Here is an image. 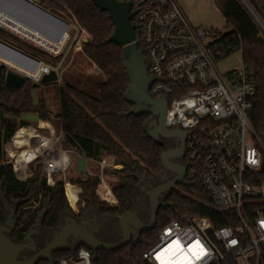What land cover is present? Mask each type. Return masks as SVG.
<instances>
[{"label":"built area","instance_id":"obj_1","mask_svg":"<svg viewBox=\"0 0 264 264\" xmlns=\"http://www.w3.org/2000/svg\"><path fill=\"white\" fill-rule=\"evenodd\" d=\"M132 3L136 40L145 48L148 73L153 79L149 91L154 97L168 99L167 127L180 128L187 135L186 182L205 186L211 206L219 212L233 211L238 219L236 224L220 227L205 217L187 222L171 219L160 228L156 242L143 257L150 264H261L264 141L251 122L258 87L255 73L245 63L241 48L233 51L210 26H194L178 0ZM32 9L46 12L50 20L39 18L30 12ZM0 27L51 55L64 52L72 38L81 46L89 39L74 18L44 8L40 0H0ZM60 32L66 43L56 53L35 41L39 34L53 40ZM236 52L240 53L239 66L222 71L219 63ZM47 65L43 74L53 70ZM26 136V152H20L11 137L12 150L8 153L15 180L27 184L32 176L23 183L15 177L17 167L24 164L29 170V164L41 158L48 184L55 174H62L66 181L72 159L71 151L62 147V129ZM43 138L48 141L38 151ZM86 160L99 166L100 186L106 188L108 200L115 204L117 198L105 169L121 166L105 158ZM59 264H93L92 250L80 246L75 254L62 257Z\"/></svg>","mask_w":264,"mask_h":264},{"label":"trees","instance_id":"obj_2","mask_svg":"<svg viewBox=\"0 0 264 264\" xmlns=\"http://www.w3.org/2000/svg\"><path fill=\"white\" fill-rule=\"evenodd\" d=\"M214 1L230 27L227 33H217L233 51L242 49L245 63L254 71L257 78L258 87L253 99L251 122L264 141V28L242 0ZM247 1L264 24V0ZM40 4L44 8L68 14L87 31L89 39L83 45V53L102 74V79L96 87V94L71 83L61 87L62 110L59 116L64 146L77 149L89 159L110 156L113 163L120 165L121 168L105 169V175H112L117 180L113 186L117 202L113 205L101 199L97 193L101 183L99 167L96 173L88 176L78 172L76 176L66 177L67 182L81 188L79 197L84 207L80 213H77L68 201L65 179L55 174L53 182L48 184L41 158L30 163L29 170H16L15 177L23 183L32 176L27 184L17 182L14 178V167L9 162L8 149L12 146L11 137L15 135L17 128L27 124L22 119L24 114L36 113L40 120L50 121L53 112L45 99L35 102L33 90L39 84L26 79L21 87H15L7 83L8 68L1 65L0 223L4 219V203L1 197L4 195L10 205L16 203L18 206L19 220L12 237L19 242L25 239L27 233L39 221L47 228L58 227L66 212L82 215L94 207L100 214L120 217L131 211L141 198L139 189L141 178L155 177L162 171V155L165 152V147L147 133L146 123L152 114H134L135 104L125 97L131 81L123 46L109 40L115 30L110 13L103 11L94 0H40ZM4 36L6 37L0 41L42 61L39 53H34L26 47L33 46L12 34L4 33ZM139 48L147 58L143 44L140 43ZM38 51L44 53L39 49ZM20 128L15 138L16 143L20 139L19 133L24 131V134L28 131V128ZM71 184L67 185L68 193L70 196H76L79 189ZM179 186L181 188L174 189L161 206L155 229L142 232L138 242L130 243L118 250L109 251L103 248L92 250V263L150 264L143 257V252L156 242L160 228L171 219L187 222L195 217H205L216 227L238 222L233 211L219 212L211 206L210 196L202 184L185 182ZM57 254L55 264H59L62 257L75 254V251L62 250ZM37 264L50 262L43 259ZM261 264H264V252Z\"/></svg>","mask_w":264,"mask_h":264},{"label":"water","instance_id":"obj_3","mask_svg":"<svg viewBox=\"0 0 264 264\" xmlns=\"http://www.w3.org/2000/svg\"><path fill=\"white\" fill-rule=\"evenodd\" d=\"M38 1V0H35ZM246 6L252 11L255 17L260 21L264 28V24L261 19L254 11L252 6L247 0H242ZM95 4L99 6L103 11H108L115 24V30L109 39L110 41L123 46L126 57V67L128 70L129 78L131 81L130 89L125 95L126 99L134 103L133 113L140 115L144 113H150L154 116L146 123V130L148 135L155 141L161 143V136H169L172 134H179L183 139L187 140L186 133L180 128L170 129L166 125V116L169 109L167 98H157L152 96L149 89L153 82L152 77L148 73V65L146 63V57L139 48V44L136 40V28L132 23L135 13L132 11V1H120V0H94ZM0 31L11 34L10 31L0 27ZM1 44L21 53L25 56L34 60L40 61L22 51L0 41ZM1 63V62H0ZM8 68L6 73L7 83L21 87L26 79H30L18 71L11 69L7 65L1 63ZM59 80V75L56 69L46 73L42 76L41 84L56 82ZM38 84V83H36ZM159 115L155 119L156 115ZM155 122L156 129L150 128L151 124ZM172 152L166 150L162 155L163 167L169 166V158ZM76 171L85 174L87 171L86 167V156H79L76 163ZM141 178L139 189L142 190L143 185ZM185 181L182 178H178L167 185L154 189L151 196V208H150V219L149 221H143L138 215L137 210L133 207L131 211L124 215L117 217L123 230V237L119 241H107L100 238L97 235L101 227V223L96 221V218H81L78 219L75 214L66 212L63 214L60 225L58 227L51 228L53 235L47 244L41 248L38 252L30 257L24 255V251L30 246L33 241V234L38 231V227L42 225V221L33 227L26 235L24 241H17L12 237V232L16 228L17 224H13L12 228L8 227L4 223H0V264H37L43 259L49 260L51 264H55L52 254L56 251L61 250H73L75 251L81 244H85L91 250H97L103 248L109 251L118 250L130 243H136L139 240V234L145 231H151L158 225V214L161 206L165 204V200H161V192L169 190L168 195L172 192L174 185ZM4 203V207L8 208L9 203L7 202L4 195L1 196ZM141 199V198H140ZM140 201V200H139ZM137 201V203L139 202ZM94 212L100 214L97 209L91 207ZM5 230V231H4ZM135 235V239L132 241V237ZM70 238L79 240V245L75 247H69L68 242Z\"/></svg>","mask_w":264,"mask_h":264},{"label":"rangeland","instance_id":"obj_4","mask_svg":"<svg viewBox=\"0 0 264 264\" xmlns=\"http://www.w3.org/2000/svg\"><path fill=\"white\" fill-rule=\"evenodd\" d=\"M178 3L180 4L186 16L194 26L196 27L210 26L216 32H221V33H227L230 30V27L227 25L221 10L217 7L214 0H178ZM5 37L6 36H4V32L2 34V31H0V39H3ZM80 46L81 45L77 44V40L72 38L69 41L68 45L66 46L64 52H62L59 55H51L45 52L42 53L39 52L38 49H36L35 47H32L33 48L32 49L26 46L28 50L34 53H39L42 61L45 62L46 64L51 65L53 69H56L58 72L60 81L46 83V84L40 83L42 77L39 81H35L32 77H30V80L32 82L39 84V86L34 88L33 90L35 102L38 103L40 99H45L47 105L53 112V116L51 120L58 129H60L61 127V118L59 116L62 110L61 96H60L61 87L66 86V83H71L73 85L79 86L85 90H88L96 94L97 84L102 79V74L100 73L99 69L96 67V65L92 64V62L85 56L82 49L83 46L81 47ZM239 55L240 53L236 52L231 54L229 57L225 58L224 60H222L219 63V66L222 69V71L226 72L227 69L229 68L239 66L237 61ZM22 119L26 122H29L27 124H24L25 126L34 128V125L39 120V116L36 113H26L22 116ZM17 132L18 131H16L14 136L17 135ZM23 132L24 131H21L19 133L20 137L24 135ZM46 133L48 134V132ZM61 142L63 143V137ZM62 147L64 149H68L71 151L70 156L72 159V163H71V167L66 172V177L78 175V172L76 171V163L78 158L76 152H78V150L72 147H66L64 146V143ZM92 168H94V166H92ZM92 170L93 173H96L98 171L97 167ZM59 176H61L64 179L62 174L58 175V177ZM106 180L108 184H110L112 187L114 186V183L117 181L116 178L112 175H108V176L106 175ZM66 183L69 182L66 181ZM77 187L80 193L81 188L79 186ZM180 188L181 186L178 185L175 189H180ZM65 189L70 205L72 206V208L74 207L73 209L75 211H78L81 205L84 204L82 200L78 197L79 194H77L76 196H70L66 184H65ZM97 193L99 194L101 199H105L110 203L106 195V188L103 185L98 187Z\"/></svg>","mask_w":264,"mask_h":264},{"label":"flooded vegetation","instance_id":"obj_5","mask_svg":"<svg viewBox=\"0 0 264 264\" xmlns=\"http://www.w3.org/2000/svg\"><path fill=\"white\" fill-rule=\"evenodd\" d=\"M158 114L155 116V119L158 118ZM152 118L154 116L152 115ZM151 130L156 129L155 122L150 126ZM161 144L165 147V151L169 150L172 152V155L169 158V166L163 167L162 171L158 173L155 177H145L142 181L143 190L142 197L138 203L134 205V208L137 210L140 218L147 222L150 219V208H151V196L154 189L167 185L170 182L175 181L178 178H182L186 182L187 175V146L186 141L179 134H172L169 136H161ZM181 183H178L173 186L172 191ZM169 190H164L161 192V200H165L168 197ZM84 207V205H83ZM83 207L76 211L80 213ZM17 204H9L8 208L4 207V219L3 222L7 228H12L13 224H17L19 220V215L17 212ZM76 215V214H75ZM78 219L81 218H96V221L101 223V227L97 232V235L107 241H119L123 237V230L120 225V222L117 217L111 216L109 214H97L91 208L82 213V215L77 214ZM35 227V226H34ZM51 228L44 227L40 225L38 231L33 234V241L30 243V246L23 252L26 257H30L43 248L47 242L52 238ZM5 231V230H4ZM12 234V233H11ZM132 241L136 238L135 233L133 234ZM141 233L138 235L140 236ZM25 240V239H24ZM23 240V241H24ZM79 240L70 238L68 245L69 247H75L79 245ZM62 251V250H61ZM56 251L52 254L53 260L56 263L57 253ZM51 264V263H50Z\"/></svg>","mask_w":264,"mask_h":264},{"label":"bare ground","instance_id":"obj_6","mask_svg":"<svg viewBox=\"0 0 264 264\" xmlns=\"http://www.w3.org/2000/svg\"><path fill=\"white\" fill-rule=\"evenodd\" d=\"M32 9V13L37 14L39 18H42L44 20H50V16L43 12L42 10H34ZM59 32V30H58ZM35 38V41L37 44L45 47L49 51L58 52L62 48H64L66 43V38L63 35L62 32L57 33L55 38L53 40L43 36V35H37ZM0 62L7 65L11 69H14L18 71L19 73L24 74L25 76H28L29 78L32 77L35 81H39L43 75V73L48 69V65L44 63L43 61H37L32 58H29L25 56L24 54H21L3 44L0 43ZM18 131V130H17ZM38 132V131H37ZM34 135L36 134V131L34 129L31 130V132L27 131L24 133L21 141L18 144H22V146L19 148L18 144L15 142L16 136H13V142L16 143L18 150H21L20 152H26L27 150V136L26 135ZM46 141H48L47 138H44ZM43 142L41 146L38 147V151H41L43 149L44 144ZM25 146V147H24ZM65 155H63L64 157ZM65 158V157H64ZM17 170L23 171L26 170V166L23 164V166L17 167ZM74 201V200H73ZM72 201V202H73ZM77 201V200H76ZM78 203V202H77Z\"/></svg>","mask_w":264,"mask_h":264},{"label":"crops","instance_id":"obj_7","mask_svg":"<svg viewBox=\"0 0 264 264\" xmlns=\"http://www.w3.org/2000/svg\"><path fill=\"white\" fill-rule=\"evenodd\" d=\"M26 123H29V122H26ZM21 127V126H20ZM19 127V128H20ZM22 127H24V128H28V131L29 132H31V130L32 129H34L36 132L38 131V132H41V133H46V132H48V134H50L51 133V131L52 130H57V131H60L61 129H62V127H60V129H58L56 126H55V124L53 123V121L52 120H50V121H43V120H38V122L34 125V128H31V127H27V126H22ZM18 128V129H19ZM22 129V128H21ZM47 134V133H46ZM22 138V136L20 137V139ZM19 139V140H20ZM44 139V138H43ZM19 140H18V142H19ZM21 141V140H20ZM46 140L44 139L43 140V142H45ZM18 142H17V144H18ZM18 146H19V148L22 146V144L20 145V144H18ZM9 150H12V146L8 149V152H9ZM19 151H21V150H19ZM79 157V156H78ZM103 158H105L108 162H110V163H112L113 162V158L112 157H110V156H104ZM78 159V158H77ZM91 166V167H90ZM92 166H94V168H96V167H99L95 162H93V161H90V160H86V167H87V171L89 172V173H92L93 174V170L92 169H94V168H92ZM100 170V169H99ZM68 184H71V183H68ZM67 184V185H68ZM71 185H73V184H71ZM73 186H76V185H73ZM77 187V186H76ZM78 188V187H77ZM68 190V189H67ZM78 194H79V191H78ZM79 197V196H78ZM80 198V197H79ZM83 205L84 204H82L81 205V207H80V209L83 207ZM74 208V207H73ZM79 209V210H80ZM78 210V211H79Z\"/></svg>","mask_w":264,"mask_h":264}]
</instances>
